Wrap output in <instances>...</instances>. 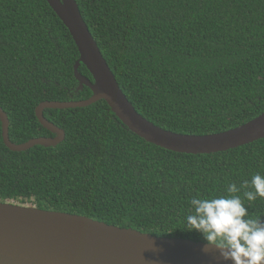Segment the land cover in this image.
<instances>
[{"label":"trees","instance_id":"obj_1","mask_svg":"<svg viewBox=\"0 0 264 264\" xmlns=\"http://www.w3.org/2000/svg\"><path fill=\"white\" fill-rule=\"evenodd\" d=\"M136 112L177 134L209 135L264 112V0H75ZM68 30L45 0H0V108L9 139L53 137L43 101L88 99ZM78 72L91 79L84 65ZM65 132L56 147L7 149L0 123V202L87 217L157 237L186 230L190 201L264 174V138L209 155L168 151L131 133L105 101L43 112ZM264 220V198L249 202Z\"/></svg>","mask_w":264,"mask_h":264},{"label":"water","instance_id":"obj_2","mask_svg":"<svg viewBox=\"0 0 264 264\" xmlns=\"http://www.w3.org/2000/svg\"><path fill=\"white\" fill-rule=\"evenodd\" d=\"M74 41L79 59L73 67L78 89L92 95L80 101H43L35 109L39 124L53 137L22 144L9 139V120L0 108L1 136L7 149L25 152L35 146L56 147L65 132L49 122L43 112L86 108L105 101L115 117L147 143L168 151L209 155L264 138V112L234 129L209 135H185L163 130L141 115L120 89L112 71L90 34L75 0H45ZM80 64L91 79L78 72ZM0 264H231L215 247L181 238L157 237L120 228L87 217L46 211L33 206L0 202Z\"/></svg>","mask_w":264,"mask_h":264},{"label":"clouds","instance_id":"obj_3","mask_svg":"<svg viewBox=\"0 0 264 264\" xmlns=\"http://www.w3.org/2000/svg\"><path fill=\"white\" fill-rule=\"evenodd\" d=\"M255 201L264 198V174L256 173L240 188L229 184L225 194L197 197L190 201L186 231L197 233L204 248L215 247L231 264H264V220L250 216L240 195Z\"/></svg>","mask_w":264,"mask_h":264}]
</instances>
